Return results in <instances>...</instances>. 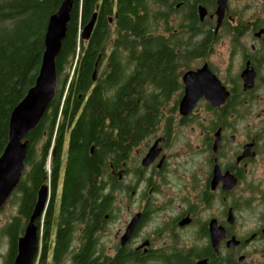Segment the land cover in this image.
I'll use <instances>...</instances> for the list:
<instances>
[{
  "label": "flooded vegetation",
  "instance_id": "obj_1",
  "mask_svg": "<svg viewBox=\"0 0 264 264\" xmlns=\"http://www.w3.org/2000/svg\"><path fill=\"white\" fill-rule=\"evenodd\" d=\"M94 14L88 82L52 101L99 116L92 174L62 189L76 120L29 143L19 190L32 158L59 172L32 264H264V0H98L81 32Z\"/></svg>",
  "mask_w": 264,
  "mask_h": 264
},
{
  "label": "trees",
  "instance_id": "obj_2",
  "mask_svg": "<svg viewBox=\"0 0 264 264\" xmlns=\"http://www.w3.org/2000/svg\"><path fill=\"white\" fill-rule=\"evenodd\" d=\"M63 1L0 0V37L2 33L5 35V39H0V156L8 142V124L11 112L34 85L38 75L48 19L58 11ZM73 1L71 19L67 24L60 55L56 60L58 79L64 84L63 91L72 74L74 77L76 73L75 78L80 80V85L88 82L89 76L84 68V60L81 59L83 41L80 30L82 23L84 24L86 18L94 12L98 0ZM33 69L31 77L29 74ZM63 93L60 94L53 110L54 102L49 106L36 128L37 130L35 129L27 136L30 146L37 133L41 138L43 133L48 132L47 135L50 138L54 129H70L71 124L76 120L75 111L71 112L70 116L68 115L66 108L68 98L65 104H62ZM77 94H79L78 90L75 92V98ZM61 106H64L62 110ZM71 129H76L73 133L72 159L67 168L62 189L80 191L84 189L85 177H90L92 174L91 171L86 173L83 165L86 163L85 155L89 145L95 138V129H100L99 116L94 114V119L87 122L78 118ZM59 141L61 140L59 139ZM43 161L44 158L35 164L33 158L31 159L29 171L25 172V186L23 185L22 190L17 187L18 189L10 198V202L15 206V214L7 220L2 229L7 244L9 243L8 255L5 257L1 255L4 264L8 263L9 255L16 254L19 229L28 220L31 213L36 193L34 189L38 191L45 185L41 183L45 178L47 181L50 174L53 188L56 190L59 172L54 164H50V171H48ZM52 215L53 208L50 204L46 216H43L41 222L39 221V230H41V225L45 237H48L50 232Z\"/></svg>",
  "mask_w": 264,
  "mask_h": 264
},
{
  "label": "water",
  "instance_id": "obj_3",
  "mask_svg": "<svg viewBox=\"0 0 264 264\" xmlns=\"http://www.w3.org/2000/svg\"><path fill=\"white\" fill-rule=\"evenodd\" d=\"M73 0H64L58 11L48 19L44 37L45 51L34 85L13 108L8 124V142L0 156V212L19 186L29 150L27 136L34 131L55 98L58 85L56 58L60 54L71 19ZM96 14L81 32V38L90 36ZM48 188L43 186L37 193V202L18 241V252L13 264H32L38 248L36 220L46 207Z\"/></svg>",
  "mask_w": 264,
  "mask_h": 264
},
{
  "label": "rangeland",
  "instance_id": "obj_4",
  "mask_svg": "<svg viewBox=\"0 0 264 264\" xmlns=\"http://www.w3.org/2000/svg\"><path fill=\"white\" fill-rule=\"evenodd\" d=\"M0 39H5V35L2 33ZM15 214V206L14 203L6 204L3 211L0 213V264H2L1 255L6 251L7 248V239L6 236L3 235L2 229L6 224L7 220Z\"/></svg>",
  "mask_w": 264,
  "mask_h": 264
},
{
  "label": "built area",
  "instance_id": "obj_5",
  "mask_svg": "<svg viewBox=\"0 0 264 264\" xmlns=\"http://www.w3.org/2000/svg\"><path fill=\"white\" fill-rule=\"evenodd\" d=\"M47 170L50 171L49 166L47 167Z\"/></svg>",
  "mask_w": 264,
  "mask_h": 264
},
{
  "label": "bare ground",
  "instance_id": "obj_6",
  "mask_svg": "<svg viewBox=\"0 0 264 264\" xmlns=\"http://www.w3.org/2000/svg\"><path fill=\"white\" fill-rule=\"evenodd\" d=\"M42 187H43V186H42ZM45 187H47V186H45ZM47 188H48V187H47ZM39 190H40V189H39ZM39 190H38V191H39Z\"/></svg>",
  "mask_w": 264,
  "mask_h": 264
}]
</instances>
